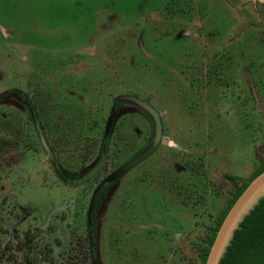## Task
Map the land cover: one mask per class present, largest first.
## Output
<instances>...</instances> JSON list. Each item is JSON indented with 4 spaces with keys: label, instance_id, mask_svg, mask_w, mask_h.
Returning a JSON list of instances; mask_svg holds the SVG:
<instances>
[{
    "label": "rangeland",
    "instance_id": "1",
    "mask_svg": "<svg viewBox=\"0 0 264 264\" xmlns=\"http://www.w3.org/2000/svg\"><path fill=\"white\" fill-rule=\"evenodd\" d=\"M231 1L233 20L213 18L216 24L206 26V20L199 29L186 22L200 10L222 12L225 4L0 0V93L44 80L45 94L57 103L45 105V96L36 101L42 120L51 113L62 119L58 128L66 130L54 126L45 134L64 165L83 168L94 156L115 97L136 95L161 114L167 142L128 171L111 194L100 243L103 264H175L172 248L181 234L197 228L195 214L213 224L211 213L219 214L228 192L264 160V7ZM126 121L123 131L114 132V156L89 185L63 183L36 134L22 153L5 156L15 164L0 166V213L17 203L31 214L17 225V246L28 230L36 245L51 233L50 249L63 252L74 243V261L88 260L89 193L151 134L145 115L127 114ZM206 224L195 237L205 239ZM180 247L184 264L195 259L198 246L184 240ZM3 255L0 264H9L10 254Z\"/></svg>",
    "mask_w": 264,
    "mask_h": 264
},
{
    "label": "flooded vegetation",
    "instance_id": "2",
    "mask_svg": "<svg viewBox=\"0 0 264 264\" xmlns=\"http://www.w3.org/2000/svg\"><path fill=\"white\" fill-rule=\"evenodd\" d=\"M43 82H44V80L39 79V81L36 82V86L34 88L31 86V83L29 86V82H27L29 89L19 88V87L16 88L15 87V88L6 89L5 91L0 93V106H4V107L7 106L13 110V112H12L11 109H9L10 111H8V109L7 110L6 109H0V126L11 125L13 123L14 125H17V127H20V128H29L30 129L33 127L32 129L34 131V135L35 134L37 135L39 142L43 146V149L45 151L46 156H47V151L44 147L45 143L47 144V150L51 151L53 157L55 158L56 164L54 165L52 163V161L50 160V158L47 157L49 159V161L51 162L52 167L54 168V171L57 174L58 178L65 184L72 185V186H78L80 184L88 183V185H89V184L94 183L92 181L94 176H96L103 169L105 164L107 163V160L109 157L108 156L109 152H110L111 148L113 147V144L115 143L116 138H114V132L117 130L123 131V127H124L123 125H125L127 123V121H126V115L127 114H131V113L135 114V112L141 113V114L145 115L146 119L149 120L151 123V129H150L151 134L148 137V139H146V144L143 145V147L140 148V150L134 156H132L131 158H129L125 162L119 164L116 168L110 169L108 174L107 173L104 174L103 177L100 178L98 180V182H96V185L93 187V189L89 193L90 202H89V205H87V226L84 225V230L86 231V234L88 237V244H89V256H88L87 263L93 264L88 214H89L91 199L93 197L95 189H97L101 185V183L105 179L109 178L118 168H120L121 166H123L124 164L129 162L131 159H133L137 154L142 152L151 143L153 136H154L153 120L148 115V113L143 111L138 106H136L130 102H127V101L121 102L117 108L116 116L114 118V123L112 125L109 137L106 136V128H107V124L109 121V117H110L112 108H111L109 115L107 116L106 125L103 128V134H102V137L100 138L101 141L95 149L96 155H94V157H92L89 161L90 165L88 162L87 165L86 166L84 165L83 168L68 167V166L64 165L62 162H60L59 158L56 156V154L53 150V147L50 146V143H49V141L46 137V134H45L46 130H50L54 126L57 129L59 127V125H62V126H64V125H63V122H61L62 119H60L59 114L51 113V114H48L51 116L48 117V116L44 115L45 116L44 120L41 119V115H42L41 109H40L41 107L37 103L36 100L38 98H42L45 96L46 100H47V101H45V103H46L45 105H47V106L50 105L51 107H53L57 103L56 97L53 94H45L47 92V91H45V88H47V86H45ZM37 83H39V85ZM115 99H116V97L113 99L112 105H114ZM132 106L136 108V109L134 108L135 109L134 112L133 111L130 112V108ZM16 113H18L19 115H21L23 117L22 118L23 122L20 125L17 124L16 118L19 115L17 116ZM50 125H52V126L50 127ZM93 125H95V124L93 123ZM87 128H91V127H87ZM58 129L66 130L65 127L58 128ZM68 135H69V133H68ZM33 137H35V136H33ZM118 138H120V137H118ZM62 142L64 143V141H62ZM64 144H66V143H64ZM160 144H162V142ZM130 170H127L126 172H124L121 176L117 177L116 179H113L111 181H107L104 184V186L101 187V189L99 190V192L96 196V199H95V204H94V208H93V212H92L91 229H92V232L94 234L95 251H96V256L98 258L99 264H103L102 259H101L102 254L100 251V243H101V235L103 232V228L105 229V226L108 224V221H109V219L107 218V213L109 210V206L112 202L111 194L115 195L120 190L121 180L123 179L125 174ZM73 174H79L81 176H80V178L76 179ZM208 184H209L208 187L212 186L210 181ZM240 185H238L234 190H230L228 192V194H227L228 197L226 198V202L224 204V207L226 206L229 198L231 197V193L237 191V188ZM88 189H89V187H88ZM166 190L167 191L170 190L173 193L175 192L171 189L168 190V187L166 188ZM224 207L222 208L221 212L223 211ZM221 212L219 214H217L215 217H214L213 213H211V215L209 216V218L207 220H209L211 223L212 222H214V223L210 224V225L204 223L203 220H199L198 216H197L198 214L197 213L195 214L196 215L194 217L195 218V227H197V228L194 229V231H192V232H185V234L184 233L181 234V236L179 237V242H177V244L175 246V248H177V250L175 251V248L174 247L172 248L170 256H175L174 258H178V260L171 258L173 262L176 261V263L174 262L175 264H184L183 258H184L185 252L181 249V247L178 248L180 242H182L184 240H188L189 242H192V244H194L195 246H198V250L195 251V259L193 261L190 259V261L187 262V264H189V263L190 264H202L203 248H205L206 246L209 245V236L211 234V230L217 224L219 217L221 215ZM207 220H205V221H207ZM204 224L209 226L205 239H203L201 236H199L198 238L195 237L196 234H199V231L201 232ZM102 237H103V235H102Z\"/></svg>",
    "mask_w": 264,
    "mask_h": 264
},
{
    "label": "trees",
    "instance_id": "3",
    "mask_svg": "<svg viewBox=\"0 0 264 264\" xmlns=\"http://www.w3.org/2000/svg\"><path fill=\"white\" fill-rule=\"evenodd\" d=\"M249 3L252 2L249 1ZM259 5L264 7V3ZM134 108L135 107L132 106L130 108V112H134L136 109ZM33 136V130L30 129L29 132V130L17 127V125H14L13 123L11 125L0 126V166L2 167L4 164H15V160L12 161V159L8 162L6 159L9 157L5 156L8 155V153H15V155L22 153L25 149H27V143H29L28 141L31 140ZM67 140L69 139H66L65 141ZM114 146L115 143L113 144L108 156H114ZM96 147L97 145L94 148L96 149ZM93 155H96V151H93ZM10 157L14 158L13 156ZM262 171H264V160L259 161L248 179L237 188V191L231 193V197L221 212L217 224L211 230L209 245L212 244L217 230L235 200L247 187L249 182ZM229 179L235 181L236 177L230 176ZM222 193L223 191H221V194ZM11 201L12 200H10V202ZM15 204L16 205H13L11 210L8 212L0 213L1 234L7 238L4 241L0 240V258L4 256V252H7L10 254V258H8L9 264H77L74 261L76 258L73 254L76 250L74 243H72L67 250L63 252L61 250L57 252L50 249L49 247L53 245V242L51 243L50 241L52 239L51 233L49 234V238H46L44 241L37 242L36 245L32 232L28 230L24 233L25 235L21 247L17 246V242H14L17 238H19L17 225L23 222L22 220L27 219L31 214L23 206L17 203ZM7 245L8 248H6ZM209 245L203 248L202 264H205L207 259ZM36 247L41 249L42 252L38 253V251H36ZM79 264H88L86 258L81 259ZM222 264H264V198L245 218L244 222L241 224V228L235 232L232 245L229 247Z\"/></svg>",
    "mask_w": 264,
    "mask_h": 264
},
{
    "label": "water",
    "instance_id": "4",
    "mask_svg": "<svg viewBox=\"0 0 264 264\" xmlns=\"http://www.w3.org/2000/svg\"><path fill=\"white\" fill-rule=\"evenodd\" d=\"M251 1L255 5L264 3V0H245ZM130 102L143 111L148 113V115L153 120L154 125V136L151 143L139 154H137L129 162L118 168L109 178L105 179L101 185L95 190L90 203V209L88 214V222L90 226V239H91V252L93 264H99L98 258L95 251L94 234L91 229L92 223V212L95 204L96 196L104 186L107 181H111L121 176L127 170L137 165L139 162L148 157L161 142H167L164 137V127L162 122V117L159 111L149 103L148 100L141 99L133 94H121L114 100V105L109 117V121L106 128V136L109 137L112 125L114 123V118L116 116V111L121 102ZM107 140V139H106ZM173 143L170 141V144ZM47 151V157L50 158L52 163L55 165L56 160L53 157L51 151L47 150V144H44ZM264 198V171L258 174L254 179H252L239 197L235 200L227 214L225 215L219 229L216 232V236L209 245V252L205 264H222L224 257L232 245L233 239L235 237V232L241 228V224L244 222L245 218L251 213L252 210L260 203Z\"/></svg>",
    "mask_w": 264,
    "mask_h": 264
},
{
    "label": "crops",
    "instance_id": "5",
    "mask_svg": "<svg viewBox=\"0 0 264 264\" xmlns=\"http://www.w3.org/2000/svg\"><path fill=\"white\" fill-rule=\"evenodd\" d=\"M229 1L231 0H192V2H201V3H216V4H220V3H224L225 6L222 7L223 11L220 12V11H217L215 12V17L214 15L212 14L213 13V9H207L209 10L210 12H208L207 10H203V12L200 10L198 11V13H196L194 16H192L193 18H191V20L187 21L186 22V26L188 27H198L199 29H203L204 25H205V22L206 21V26H213L214 22H212V19L213 18H216V19H222L224 20V18H234L236 15L232 9V6L229 4ZM232 2V1H231ZM202 7V6H200ZM227 7H230L231 11L229 10H225ZM225 10V11H224ZM233 20V19H232ZM209 21V23L207 24V22ZM211 21V22H210ZM201 33V31H200ZM202 34V33H201ZM202 68H205L206 65H201ZM204 76V74H201ZM173 142V141H172Z\"/></svg>",
    "mask_w": 264,
    "mask_h": 264
}]
</instances>
